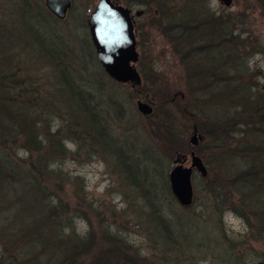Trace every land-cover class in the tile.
<instances>
[{
    "label": "rangeland",
    "instance_id": "374dc122",
    "mask_svg": "<svg viewBox=\"0 0 264 264\" xmlns=\"http://www.w3.org/2000/svg\"><path fill=\"white\" fill-rule=\"evenodd\" d=\"M98 1L71 0L59 18L46 0H0V104L25 114L16 131L0 112V264H56L63 238L92 229L98 253L118 242L108 236L121 232L134 259L144 256V264L264 262V168L248 173L241 165L245 171L237 178L227 169L234 159L209 148L211 137L189 110L184 64L163 32L158 0H145L149 6L117 0L134 14L142 11L135 14L140 59L134 65L144 85L138 88L136 81L116 80L98 58L88 24ZM166 1L179 16L188 9L187 0ZM193 5L202 12L208 8V16L233 17L226 26L236 29L233 39L244 45L221 41L220 49L227 44V51L239 52L241 82L262 94L264 0ZM213 40L194 39L190 46L218 53ZM138 100L149 103L155 115L140 110ZM93 114L104 124L87 133ZM162 116L171 134L161 137ZM195 131L201 137L193 147ZM193 148L207 173L195 169L193 199L184 205L169 189V174L177 154L189 155ZM190 163L189 158L185 165ZM254 176L257 191L240 184L251 185L244 178Z\"/></svg>",
    "mask_w": 264,
    "mask_h": 264
},
{
    "label": "trees",
    "instance_id": "16d2710c",
    "mask_svg": "<svg viewBox=\"0 0 264 264\" xmlns=\"http://www.w3.org/2000/svg\"><path fill=\"white\" fill-rule=\"evenodd\" d=\"M140 1H144L145 5H150L145 0ZM202 1L187 0L188 9H184L185 11L183 10V13H181L183 16H179L177 10L173 6H169V1L158 0L159 4H157V8L162 12L160 23L162 24L163 32H166L169 40L173 41L175 51L179 54L181 62L184 64L187 75L186 83H188L190 90V100H188L189 110L194 111V116L199 117L198 126L204 134L211 137L212 146H209V148L214 146V149H220L218 151L219 155L225 152V154L234 159L232 164L229 163L227 169L229 173L239 178L242 177L241 174L245 171V168L241 169V165L248 166L246 170L248 173H254L258 166L264 168V92L256 95L252 93V90L255 88L250 86L249 82H241L245 71L243 64L236 61L238 58L242 59L239 52L237 53L231 49L227 51V44L226 49H224L225 51L220 49L219 44L221 41L228 42V45H244L242 39H239L237 43L234 41L235 39L233 38L237 36L236 29L230 32V29L227 28L228 22L233 21V17L226 12L222 13V17L212 14L208 16L210 13L208 8H205V11L202 12L193 5V3L195 5L200 4ZM223 14L225 15L223 16ZM198 15L199 18H197ZM222 18L224 19L222 20ZM194 39H214L212 42L216 46H219L220 50L218 53L214 52L206 55L207 49L200 50L197 46L192 48V46H195L191 44ZM186 45H188V48H186ZM188 49L191 50L190 54ZM237 49L241 51L240 47H237ZM202 61L210 65V69L209 67L205 68V65L201 63ZM1 81L4 82L5 79L1 78ZM140 85L142 84H138L137 88ZM7 89L12 90L11 87ZM179 101L181 103L180 98ZM11 103L14 104L13 106H20V104H17V100H12ZM219 109L222 110L220 114L217 112ZM0 112L3 118L6 119L8 125L12 128L14 125L17 129L16 131H19L18 122H21L23 117H25L22 110L16 109L13 111L7 109L3 104H0ZM21 113L23 115L20 117ZM151 115H155V113H151ZM162 118L166 119L164 124L161 122L164 129L160 132L161 137L162 134L167 136V132L171 134L168 127L169 119L163 116ZM88 119L92 123L90 131L85 130L87 133H92L91 130L99 129L104 124V122L101 123V118H98V115L95 116L93 114V117H88ZM0 122L2 121L0 120ZM51 135L53 134L51 133ZM36 144L34 142L33 145ZM35 147L38 148L37 146ZM119 153L122 154L124 151L119 148ZM124 162L127 170L131 172L132 166L126 161V158H124ZM135 175L137 174L134 171ZM250 178L253 179H244L249 181L251 185L241 180L240 184L257 191L258 183L255 180L256 176ZM164 188L167 190L166 180L164 181ZM169 189L173 194L171 186ZM50 215L52 216V214ZM51 216L50 220L52 219ZM51 223H53V220H51ZM162 224L166 229L169 228L168 222L162 221ZM60 232L62 235H65L66 229L62 228ZM95 234L96 232L92 229L86 231L84 235L78 234L75 237L71 235L73 238L70 241H68L69 238L66 239L65 237L62 239L59 237L64 240V243L59 244L57 250L59 251L58 259L55 260V263L144 264L146 262L144 256L137 259L138 261L134 259L133 253L131 252L132 247L126 242L121 232L108 236L111 241L117 240L118 242L120 241L119 243L117 242L112 246H106L100 252L101 254L98 253V249H95L93 245ZM83 255L90 256L89 260L87 261L88 258L83 257ZM131 256H133V261H130ZM115 259H117L116 262Z\"/></svg>",
    "mask_w": 264,
    "mask_h": 264
},
{
    "label": "water",
    "instance_id": "95a60500",
    "mask_svg": "<svg viewBox=\"0 0 264 264\" xmlns=\"http://www.w3.org/2000/svg\"><path fill=\"white\" fill-rule=\"evenodd\" d=\"M220 1L226 6L232 4V0ZM46 6L56 16L64 18L71 6V0H46ZM131 12L130 7L123 6L117 0H99L89 16L88 24L98 58L106 71L120 81L131 79L139 84L141 77L134 65L139 59V52ZM141 12L136 11V15ZM138 108L145 114L153 111V107L142 100H138ZM200 137L201 134L197 131L193 133L190 138L193 147ZM189 158L190 165H185ZM174 161L176 164L169 174L171 189L179 202L189 205L193 199L194 171L196 169L206 175V165L194 148L189 155L178 153Z\"/></svg>",
    "mask_w": 264,
    "mask_h": 264
},
{
    "label": "flooded vegetation",
    "instance_id": "af4514ba",
    "mask_svg": "<svg viewBox=\"0 0 264 264\" xmlns=\"http://www.w3.org/2000/svg\"><path fill=\"white\" fill-rule=\"evenodd\" d=\"M55 15V14H54ZM56 16V15H55ZM131 16H132V23H133V29H134V32H135V35L137 36V29H136V18H135V14L133 13V8H132V12H131ZM138 49V47H137ZM139 52V51H138ZM140 59V58H139ZM116 79V78H115ZM118 80V79H116ZM131 80V79H130ZM120 81V80H119ZM131 84L132 85H136V82L131 80Z\"/></svg>",
    "mask_w": 264,
    "mask_h": 264
}]
</instances>
